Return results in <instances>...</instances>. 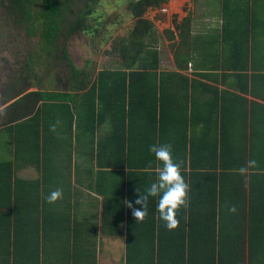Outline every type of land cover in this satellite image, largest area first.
<instances>
[{
	"label": "trees",
	"instance_id": "trees-1",
	"mask_svg": "<svg viewBox=\"0 0 264 264\" xmlns=\"http://www.w3.org/2000/svg\"><path fill=\"white\" fill-rule=\"evenodd\" d=\"M101 1L0 0L11 26L33 44L17 59L22 72L0 110L16 157L0 159V264H98L99 218L90 221L97 210L103 235L124 239V264H264V124L255 103L191 81L221 73L207 65L218 74L189 75L185 51L176 53V70L161 69L146 14L168 0L128 1L133 26L112 42L120 68L96 70L89 60L78 67L70 41L95 31L91 16ZM242 1H223L227 40L233 19L246 12ZM248 51L236 53L247 59ZM52 60L67 61V89H56L53 76L46 82L42 71ZM162 143L173 146L189 184L172 229L160 218L158 196L143 219L126 203L141 208L138 190L145 193L162 167L149 146ZM22 158L42 167L41 182L17 178ZM249 160L256 165L241 174ZM58 189L62 196L49 202Z\"/></svg>",
	"mask_w": 264,
	"mask_h": 264
},
{
	"label": "crops",
	"instance_id": "crops-1",
	"mask_svg": "<svg viewBox=\"0 0 264 264\" xmlns=\"http://www.w3.org/2000/svg\"><path fill=\"white\" fill-rule=\"evenodd\" d=\"M214 1V2H213ZM224 0H168L161 8L153 9L154 14L149 19L154 23L155 29L150 40L151 48H158L160 51L161 69L172 71L177 69L176 53L185 51L192 57L189 75L192 69L195 72L221 73L212 76V80L204 77L191 76V81H201L209 83L221 92L227 94H242L250 103H255L254 107L259 113L258 121L264 124V0H243L245 13L241 17H236L231 23V32L228 40L224 36V18L221 14V7ZM156 11V12H155ZM244 36L245 40L240 39ZM242 40V41H241ZM240 43V44H239ZM166 48L167 51H166ZM172 48V49H171ZM208 48L207 50H205ZM235 48V49H232ZM238 48H248L247 59H242L236 52ZM169 54L168 66L165 65L163 54ZM248 70L242 69L246 68ZM218 68L216 72L207 71L206 66ZM245 73V77L241 75ZM248 75V76H247ZM243 89L249 92L243 93ZM226 95V94H225ZM207 98V97H206ZM203 99L202 96L197 98ZM223 99V97L221 98ZM3 108V107H2ZM0 108V110L2 109ZM6 132V143L3 145V151L0 159L16 161L12 154V139ZM4 154V155H3ZM17 164V178L25 181L43 180L42 167L40 169L22 158ZM35 171V172H34ZM92 209L94 206H92ZM89 207V210L92 211ZM97 213L91 216V222L95 225V219H98V245L101 253L103 250L108 260L116 261V257L124 264L125 244L124 239L115 235L105 236L102 233V224ZM104 241V242H103ZM103 248H101V245ZM97 253V258H98Z\"/></svg>",
	"mask_w": 264,
	"mask_h": 264
},
{
	"label": "rangeland",
	"instance_id": "rangeland-1",
	"mask_svg": "<svg viewBox=\"0 0 264 264\" xmlns=\"http://www.w3.org/2000/svg\"><path fill=\"white\" fill-rule=\"evenodd\" d=\"M128 1L129 0H102L100 3H98L94 11L93 17L91 16L92 29L95 31L86 34L85 37L82 39L79 38L77 40L70 41L68 51L73 59V62L77 61V56L80 57V60H78V62L76 63L78 67L85 66L88 60L90 62L89 66L96 67V70L121 67L119 56L116 51L112 49V42L114 38L127 34L133 26V17L131 16L127 6ZM3 14H5L4 9L0 6V15L3 16ZM153 14L154 10L148 11L146 17L149 18ZM0 18L2 19H0V25L3 24V21L4 23H6L4 17ZM3 29H6V27ZM0 32V48H6V43H1V40L4 39H1V36L6 35L7 32ZM32 45L33 44L30 43L29 47H31ZM21 47L26 48V45L23 41ZM167 49L168 48H166V51ZM38 51V56L41 55L42 52H45L44 49H40ZM54 55L56 56L57 53L55 52ZM169 58L170 57L168 52H164V66H168L167 62L170 61ZM46 65L48 66V64ZM42 72L45 74L46 82L48 84L52 82V80L50 81L49 76H53L54 74L59 73V76H63L66 78V75L69 74L67 63H64V61L61 62V60H56L55 62L54 60L51 61V67L49 65L47 68V75L45 71ZM69 86L70 85H68V87ZM62 87H65L64 84H60L58 87H56V89H60ZM68 87L65 88L67 89ZM49 88L55 89L51 86ZM31 90H36V88H33ZM9 103L10 101H8L7 103H3L0 108L2 106L8 105ZM6 137H8V134L6 132H0V154L3 151V145L6 143V141H4L6 140ZM116 258V261L108 260L103 250L101 253H98L97 259L98 264H119L120 261L118 259V256Z\"/></svg>",
	"mask_w": 264,
	"mask_h": 264
},
{
	"label": "clouds",
	"instance_id": "clouds-1",
	"mask_svg": "<svg viewBox=\"0 0 264 264\" xmlns=\"http://www.w3.org/2000/svg\"><path fill=\"white\" fill-rule=\"evenodd\" d=\"M149 151L162 162L158 179L151 183L145 193L138 190L140 195L136 198L135 204L141 205V208H135L131 201L126 203L133 208V215L137 219H143L147 215L149 198L158 196L157 210L160 218L169 229H172L179 224L177 212L188 204L189 184L182 175L181 162L174 157L173 146L170 143L152 144L149 146ZM256 163L255 160H249L248 166L241 167L239 171L241 174H246ZM61 196L62 192L58 189L52 191L47 196V200L54 202ZM235 210V207L231 209V211Z\"/></svg>",
	"mask_w": 264,
	"mask_h": 264
},
{
	"label": "flooded vegetation",
	"instance_id": "flooded-vegetation-1",
	"mask_svg": "<svg viewBox=\"0 0 264 264\" xmlns=\"http://www.w3.org/2000/svg\"><path fill=\"white\" fill-rule=\"evenodd\" d=\"M0 17H4V19L6 20V23H4L3 21V24L0 25V31L7 32L6 35L1 36L2 37L1 39L4 38L3 40H1V43L3 44L6 43L5 44L6 48H0V106H1L3 103L8 102L6 95L8 94L9 89L13 84V82H15L14 79H16L19 73L22 72L21 69L23 65H21V61L18 60L21 54H25V57L27 56L26 53L28 52L29 41L24 34L22 35L20 31H18L13 26H11L13 24L8 23L5 14H3V16L0 15ZM5 27L6 29H3ZM22 41L26 45V48L21 47ZM15 59L18 60L16 61ZM64 63H67V61L65 60ZM67 67L69 70L68 63H67ZM52 78L56 82L55 87H58L60 84L61 85L64 84L65 87H68L69 85V81H70L69 74L66 75L65 78L63 76H59V73H57L54 74ZM2 107L4 108L6 107V105Z\"/></svg>",
	"mask_w": 264,
	"mask_h": 264
},
{
	"label": "water",
	"instance_id": "water-1",
	"mask_svg": "<svg viewBox=\"0 0 264 264\" xmlns=\"http://www.w3.org/2000/svg\"><path fill=\"white\" fill-rule=\"evenodd\" d=\"M2 108V107H1Z\"/></svg>",
	"mask_w": 264,
	"mask_h": 264
}]
</instances>
